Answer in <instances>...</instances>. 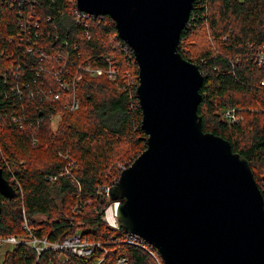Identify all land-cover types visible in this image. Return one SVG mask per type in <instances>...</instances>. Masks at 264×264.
<instances>
[{
    "label": "trees",
    "instance_id": "trees-1",
    "mask_svg": "<svg viewBox=\"0 0 264 264\" xmlns=\"http://www.w3.org/2000/svg\"><path fill=\"white\" fill-rule=\"evenodd\" d=\"M76 7L75 0H0V168L22 188L13 183L11 198L0 193V240L27 241L33 232L54 241L80 232L102 247L88 258L52 249L38 254L19 242L1 264H93L103 257L113 264L120 255L130 264H159L155 246L145 241L154 256L108 224L110 200L98 193L114 183L121 163H132L147 146L131 82L139 66L133 50H123L110 15L78 22ZM263 43L264 0H195L179 50L204 75L198 107L204 131L228 139L249 160L264 195V62L255 53ZM106 56L116 65L115 79L85 70L86 64L108 67ZM73 91L79 105L71 110ZM228 107L239 111V122L223 117ZM70 161H76L71 174H62Z\"/></svg>",
    "mask_w": 264,
    "mask_h": 264
},
{
    "label": "water",
    "instance_id": "water-1",
    "mask_svg": "<svg viewBox=\"0 0 264 264\" xmlns=\"http://www.w3.org/2000/svg\"><path fill=\"white\" fill-rule=\"evenodd\" d=\"M194 1L77 0L113 18L139 66L147 146L109 197L119 201V226L155 246L164 264H264V195L249 160L204 131V75L179 50ZM0 193L17 194L2 168Z\"/></svg>",
    "mask_w": 264,
    "mask_h": 264
},
{
    "label": "built area",
    "instance_id": "built-area-1",
    "mask_svg": "<svg viewBox=\"0 0 264 264\" xmlns=\"http://www.w3.org/2000/svg\"><path fill=\"white\" fill-rule=\"evenodd\" d=\"M75 1L77 2V0H75ZM73 13L76 15L78 22H81V21L87 22L89 17L91 15H93L92 13L81 10L78 7V4H77V7L73 10ZM31 19H33V17H31ZM35 23L37 26H39L40 20H36ZM122 44H123V47H122L123 50L128 51L129 49H132L127 42L123 41ZM30 50H31V48L28 47V51H30ZM255 53L257 54L260 62H264V43L261 46L256 48ZM106 59L109 62L108 67L102 68L100 66H91L90 64H86L85 70L91 72V74H97V75L105 72L108 75V77L115 79L117 77V74H118L116 65L112 62L111 56H106ZM238 59H240V58L238 57L237 60ZM18 70H19L18 67H16V69L13 70V72L15 73L14 77H17ZM59 80L60 79H58V81ZM131 82H133L134 85L137 86L136 87V91H137V88L139 85V75H138L137 81L133 77ZM60 83H61V81H60ZM61 87L63 89H67L68 87H70V85L65 82V83H62ZM71 89H74V84H72ZM74 92L75 91H73L71 93L70 104L68 106L69 109H71V110L78 108V105H79L78 99L76 98ZM60 96H61V91H57L54 94L55 99H60ZM58 117H59V114L52 116L53 121H55L56 118L58 119ZM223 117L230 123H236L242 119L241 114L239 113V111L235 107L226 108L224 110ZM64 157L69 158V154L65 153ZM75 163H76V161H70L69 166L66 167L65 169H63L62 174L66 173V174L70 175L71 174V167ZM130 164H132V163L120 164L117 168L118 173L116 174L117 176L114 179V183L108 184V185H101L98 188V193L104 194L110 200L109 204L104 209V218L108 222V224L112 227H116V228L119 227V222L117 219L118 201H112L110 199V197H109L110 188L112 185H114L118 181V179L120 178L121 172L125 168H127ZM10 183L12 185L14 183L17 186H19L20 189H22L20 181L18 180V178L16 176H12ZM25 226L28 228V230L30 232H32L31 228L27 225L26 218H25ZM145 241L146 240H144L141 236H139L137 234L129 233L128 236L126 237V242L137 244V245L147 249L152 255H154L153 251L147 247ZM19 242H23V243L31 245L32 247H34L37 250L38 254H40L42 251H44L46 249H52L55 252H60L63 254L67 253V252H71L77 256L88 257V258L91 257L98 248L102 247L101 242L90 241L89 239L84 237L82 235V233H80V232H74V233H72V234H70L64 238L54 240V241L50 240L47 236L44 238L37 237L36 235L33 234V232L31 233L30 239L27 241H22L14 235L3 237L0 240L1 244L2 243L14 244V243H19ZM156 259L158 260L159 264H164V262H161L158 257H156ZM93 264H105V257L95 260V262ZM113 264H130V261H129L127 256L120 255L116 258V260L114 261Z\"/></svg>",
    "mask_w": 264,
    "mask_h": 264
},
{
    "label": "rangeland",
    "instance_id": "rangeland-1",
    "mask_svg": "<svg viewBox=\"0 0 264 264\" xmlns=\"http://www.w3.org/2000/svg\"><path fill=\"white\" fill-rule=\"evenodd\" d=\"M57 118L54 121V124L57 123ZM124 163V162H123ZM122 164V163H121ZM13 246L12 243H2V246L0 247V264L2 263L4 259V255L8 249H10ZM162 259V257H161ZM163 260V259H162ZM164 262V261H163Z\"/></svg>",
    "mask_w": 264,
    "mask_h": 264
},
{
    "label": "bare ground",
    "instance_id": "bare-ground-1",
    "mask_svg": "<svg viewBox=\"0 0 264 264\" xmlns=\"http://www.w3.org/2000/svg\"><path fill=\"white\" fill-rule=\"evenodd\" d=\"M119 202V201H118Z\"/></svg>",
    "mask_w": 264,
    "mask_h": 264
}]
</instances>
